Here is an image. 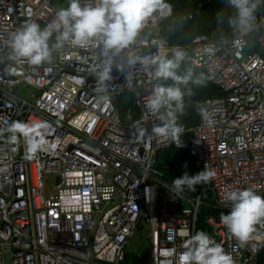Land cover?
<instances>
[{
	"label": "built area",
	"instance_id": "obj_1",
	"mask_svg": "<svg viewBox=\"0 0 264 264\" xmlns=\"http://www.w3.org/2000/svg\"><path fill=\"white\" fill-rule=\"evenodd\" d=\"M165 4L170 10L155 12L118 54L66 46L51 64H25L13 75L9 33L28 20L45 25L60 7L53 0H0V264H123L140 230L149 243L143 264H182L205 204L163 180L157 157L174 142L153 131L160 120L145 108L157 81L139 60L128 63L170 49L159 30L173 13ZM258 27L264 51V12ZM246 47L240 34L227 42L199 35L187 46L192 63L223 90L203 103L213 122L201 116L189 129L195 166L215 173L209 208L216 212L230 211L228 191L253 187L264 196V54L245 59ZM104 67L110 79L102 82ZM20 87L29 97L17 93ZM127 93L136 108L121 112L118 102ZM14 122L26 131L13 133ZM50 172L57 184L47 194ZM207 222L208 235L235 264H257L264 240L254 234L242 246L220 217ZM257 233L264 234V223Z\"/></svg>",
	"mask_w": 264,
	"mask_h": 264
},
{
	"label": "clouds",
	"instance_id": "obj_2",
	"mask_svg": "<svg viewBox=\"0 0 264 264\" xmlns=\"http://www.w3.org/2000/svg\"><path fill=\"white\" fill-rule=\"evenodd\" d=\"M66 3L67 6L57 9L54 18L45 25L28 20L9 33L8 58L12 63L8 65V70L11 74L20 73L25 64H51L66 46H99L104 54H118L135 43L148 20H155V12L159 10L163 15L165 9L170 10L164 0H94V3L83 5L81 0H66ZM258 3L259 0H228L229 6L235 10L229 24L241 36L252 29ZM171 52L170 57L167 54L134 57L128 63L135 65L139 60L145 68L151 70L152 79L157 83L145 101V108L160 120L153 131L170 138L180 147V134L184 127L177 123V113L183 112L185 96L192 95L189 84L201 85L204 79L203 73L197 75L192 67L181 72V66L187 59V53L183 49L173 48ZM110 71V67H104L99 79L102 82L110 79ZM169 80L172 81L171 84L164 83ZM199 111L207 123L213 122L207 116L206 108ZM10 130L13 133L26 131L19 122H14ZM214 175L215 173L206 170L195 175L185 172L181 177L175 178L173 189L177 194L183 192L185 187L194 191L197 184L209 181ZM224 199L231 207L227 214H221L220 222L231 235L242 246L254 234L258 241L264 240V234L257 233V225L264 223V196L258 194L253 187H247L228 191ZM182 264L235 262L221 244L207 233L199 232L193 238V244L182 254Z\"/></svg>",
	"mask_w": 264,
	"mask_h": 264
},
{
	"label": "trees",
	"instance_id": "obj_3",
	"mask_svg": "<svg viewBox=\"0 0 264 264\" xmlns=\"http://www.w3.org/2000/svg\"><path fill=\"white\" fill-rule=\"evenodd\" d=\"M197 0H164V3H171L173 13L166 17L160 24L159 30L161 36L169 42L170 49L163 52L171 56L173 48L183 49L187 53V59L181 66V72L185 68L192 67L197 75L203 73L204 83L201 85L189 84L192 89V95L185 96V107L182 113H177V123L183 125L184 131L180 134V144L176 143L162 149L157 157V168L163 175L165 182H171L175 178L181 177L185 172L189 175L203 171L195 166L196 154L194 148V139L189 129L199 124L201 114L199 109L203 107L204 100L207 96L223 94V90L216 86L209 78L208 73L203 68L196 66L191 61L192 51L186 48L196 36L205 35L211 41L227 42L231 41L239 33L235 32L229 24V19L235 14V10L229 6L228 0H206L205 5L201 4L192 6ZM58 7H66V0H53ZM264 12V0H259L256 9V21L252 29L246 34L247 55L260 54L264 51L259 43L262 29L258 27L260 14ZM171 84L172 81L164 82ZM183 87V86H182ZM135 106V97L131 93L120 96L118 107L121 112H125L129 107ZM137 117V110L134 111ZM184 191L192 197L201 195L205 207L198 214L197 233L204 232L211 234V227L207 222V217H220L224 212H216L209 208L214 203V195L211 191L210 182H201L195 186V190H189L187 187ZM196 233V235H197ZM147 258L146 252L139 254L126 250V261L123 264H143ZM257 264H264V246L260 252Z\"/></svg>",
	"mask_w": 264,
	"mask_h": 264
},
{
	"label": "rangeland",
	"instance_id": "obj_4",
	"mask_svg": "<svg viewBox=\"0 0 264 264\" xmlns=\"http://www.w3.org/2000/svg\"><path fill=\"white\" fill-rule=\"evenodd\" d=\"M248 57L247 53H245V59ZM29 89H33L32 87H27ZM17 93L22 97H29L30 92L24 90V88H17ZM57 184V175L56 173H46L45 175V185H46V193L50 194L53 191ZM147 248H149V243L145 241V231H138L137 234L130 239L127 244V249L130 252L134 253H143ZM148 254V251L146 252Z\"/></svg>",
	"mask_w": 264,
	"mask_h": 264
},
{
	"label": "water",
	"instance_id": "obj_5",
	"mask_svg": "<svg viewBox=\"0 0 264 264\" xmlns=\"http://www.w3.org/2000/svg\"><path fill=\"white\" fill-rule=\"evenodd\" d=\"M205 2H206V0H197L194 3H192V6L195 7V6L199 5V4H201V6H204Z\"/></svg>",
	"mask_w": 264,
	"mask_h": 264
}]
</instances>
